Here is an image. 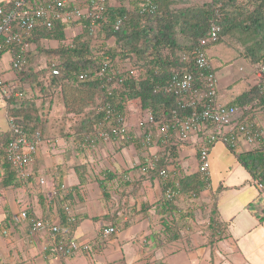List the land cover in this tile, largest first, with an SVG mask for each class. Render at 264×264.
<instances>
[{"label":"trees","instance_id":"16d2710c","mask_svg":"<svg viewBox=\"0 0 264 264\" xmlns=\"http://www.w3.org/2000/svg\"><path fill=\"white\" fill-rule=\"evenodd\" d=\"M141 2L143 1L137 2L138 7ZM154 2L158 7L155 12L143 13L139 8L134 12L126 6L105 7L103 24L98 31L106 40H115L114 46L105 50L108 52L105 53L107 57L104 58V61L114 64L115 72L108 71L103 77L99 74V59L93 54V36L86 27L83 33L76 36V42L71 46L68 45L70 38L66 36L69 32H67L68 26L61 23H57L52 29L38 27L33 36L26 40L31 48L26 49L23 43L0 46V62L7 53H10L13 57L11 71L14 73L9 80L0 77L3 80L0 90L2 87L10 90L9 97L2 98L6 102L8 116L15 119L16 125L24 134L33 138L37 132L43 136L47 133L49 127L47 114L50 111L46 112L43 108L45 103L50 101V108L61 102L67 109L66 120L71 123L65 130L68 138L75 135L78 142L83 141L86 137L90 138L98 129L106 130L113 135L118 123H112L109 119L107 106H111V109L124 117L126 103L133 99H140L142 108L150 109L156 119L162 123L160 126L170 124V133L174 134V130L179 129L177 120L189 117L194 109L189 105L185 106L184 96L165 91V85L176 73L186 72L195 75L198 73L193 61L194 51L199 47L201 40L208 36L210 27L214 23L222 27L219 38L214 43L231 50L230 55L227 56V63L244 56L249 61L248 64L254 74L264 68V0L246 2L211 0L203 3L202 7H196L191 0H154ZM252 5L254 8L249 10ZM233 9L236 10L232 11ZM119 20H122V23L116 28ZM83 23L87 25L88 20H83ZM237 32L244 35V38L240 39L245 44L241 50L223 41L226 36L235 35ZM48 40H59L61 45L58 48H50L44 44ZM14 54L26 60L22 68H13ZM183 54L189 56L188 62L182 61ZM127 59L130 60L132 67L125 72H119V67H122L121 64ZM54 63L60 71L58 75H53ZM219 63L218 59L214 63V70L222 69ZM260 83L263 84L264 79H261ZM205 89L206 87L203 88L204 91ZM38 96L44 98L43 106L42 101L36 100ZM231 96L232 101L228 103L222 102L219 96V103L237 107L251 106V113L254 115L264 110V92L261 93L254 82H249L241 94ZM261 114H256L255 117L252 115L251 119L258 121V124L264 123V115L259 118ZM78 120L81 126L79 129L75 126L77 123L73 124ZM153 132L155 135V129ZM14 137L16 135L10 129L0 134V172L3 173H0L1 189L17 188L22 182H27L16 175L7 160V147ZM121 139L128 145L132 143L126 137ZM165 141L166 138L162 137L157 143L161 147L165 146V149L154 156L159 160L155 170L145 173L150 177H157L162 169L168 171L169 165L179 157L180 144L172 140L166 146ZM235 154L238 162L246 167L252 181L258 180L264 184V137H261L259 146L248 152ZM112 175L115 178L118 173ZM204 177L201 172L184 176L171 186L173 189L171 198L167 199L165 196L161 202L160 206L165 212L161 219L162 234L167 235L170 241H176L182 236V217L180 220L175 217L176 211L179 210L177 200L186 201V197L193 201L200 199L206 189L211 191L215 200L207 215L210 222V242L214 244L224 238L222 233L228 229L229 224L222 221L217 201L220 191L226 186L221 184L222 188L214 192L211 175L209 174L207 179ZM30 178L32 179L33 176ZM140 187L141 184L137 188L135 186L134 191L136 192ZM102 189L106 195V189L104 187ZM124 193L125 190L121 200L125 198ZM70 197L71 193L64 201L56 202L55 207L61 214L62 222L72 225L68 222L69 211L64 203ZM70 208H72L71 204ZM245 209L258 223L264 224V196L248 202ZM191 214L192 212L189 215ZM111 221L118 232V227L122 226L120 220L114 215ZM78 224L77 221L72 226L76 227ZM126 226V223H123V227ZM68 233L66 230L63 235L58 234L55 241L67 246L70 243V238H66Z\"/></svg>","mask_w":264,"mask_h":264},{"label":"crops","instance_id":"0c3cea01","mask_svg":"<svg viewBox=\"0 0 264 264\" xmlns=\"http://www.w3.org/2000/svg\"><path fill=\"white\" fill-rule=\"evenodd\" d=\"M115 3L113 2L111 7L119 6ZM126 7L129 6L126 5ZM70 28L71 26L68 27L67 32ZM107 43L109 46L114 45V42ZM44 44L50 48H58L61 42L48 40ZM9 65L7 80L14 76L11 71V60ZM244 77L252 83L251 74ZM224 79L226 77H219V82ZM228 88L229 85L225 88L220 86V99L225 103L232 101V96L224 95ZM0 99L3 100V107L6 110V102L1 95ZM8 131L9 128L0 131V134ZM55 139L58 142L55 151L44 143L34 156L31 166L32 179L22 182V185L17 188H0V264H264L255 260V250L251 248L246 252L242 250L243 241L249 239L253 241L250 237L255 229L264 224L258 223L253 217L254 223H249L247 220L239 226L241 230L236 229L239 217L248 212L245 209L247 202L258 199L261 193L256 185L250 182V178L239 185L222 183L226 188L219 193L217 208L222 221L229 224L228 234L223 239L212 244L209 228L200 220L201 217H197L196 221L186 226V201L182 199L177 200L179 210L175 213L177 219L180 220L182 217V236L176 241H170L167 235L162 234L161 219L165 212L160 204L165 198V190L184 176L199 172L197 147L193 142L179 147V157L168 167L170 178L164 180L159 175L157 177L142 175L140 164L142 165L145 157L143 154H138L139 145L138 148H133L134 143L128 145V143H122V140H113L87 146L76 144L73 136L70 138L57 136ZM94 148L96 152L92 151ZM123 150L125 154L117 159V154ZM151 152L154 154L155 149ZM137 155L140 157L139 165L135 159ZM193 158H195L194 162ZM130 163L133 167L129 165ZM117 173L118 175L113 178L112 174ZM42 180L45 181L44 185ZM139 184L141 187L135 192V186L137 188ZM95 185L99 186L100 192L89 197L92 194L91 188ZM222 185L215 188L212 184L214 192L222 188ZM247 185L251 187L243 190ZM62 186L67 188L68 195L71 193V197L67 200L69 202L64 203L71 204L72 213L79 222L76 227L62 222L61 214L55 207L56 200L51 202L54 190ZM103 187L106 189V195L103 193ZM252 188L256 192L251 190ZM124 190L125 198L121 200ZM233 191L238 192L226 196L228 192ZM210 192L205 190L200 199L194 200V204H191L194 211L189 212H195L197 215L203 213L202 206L206 203L208 206L205 209L208 208L206 209L208 214L215 202ZM62 194L59 191L60 199L63 198ZM239 195H245L247 201L237 200ZM153 196L156 198L155 201ZM23 210H28L31 215L39 219L54 218L61 222L65 228L64 231L69 232L66 238L89 244L90 251L82 252L66 260V257L52 252V240L48 232L35 238L33 237L35 231L26 221L14 226L9 235H3L2 230L6 222ZM114 215L120 220L122 226L118 227L115 236L104 241L101 233L104 228L113 225L111 217ZM204 221L210 225L209 219ZM123 223L127 226L123 227ZM134 226L136 227L133 229ZM138 228H142L139 238L135 234ZM34 238L36 242L33 241ZM135 238H138V242ZM231 238L236 243L231 244L226 241ZM222 240L226 242L223 243Z\"/></svg>","mask_w":264,"mask_h":264},{"label":"built area","instance_id":"2783aa9c","mask_svg":"<svg viewBox=\"0 0 264 264\" xmlns=\"http://www.w3.org/2000/svg\"><path fill=\"white\" fill-rule=\"evenodd\" d=\"M139 9L141 12H155L157 5L154 0H141ZM109 4V0H0V46L1 45H20L31 48L28 40L34 34L38 27L52 29L57 23L67 25L68 27L79 26L83 20H88V24L84 25L92 36H95L98 29L102 26L104 19L103 13L105 7ZM122 23V20L117 22L116 28ZM79 29V27H77ZM222 31V27L217 23L212 24L208 36L201 40L200 45L194 51V63L197 68V74L186 72L176 73L171 80L165 85V91L169 93L180 94L185 101V106L189 105L193 113L183 120H177L179 129L176 128V139L186 141L194 138L198 144H201L200 152V169L199 171L204 178L209 176V152L210 148L215 144L221 143L231 149H250L255 145H259L261 137H264V123L258 124V121L251 119V106L237 107L224 105L219 103L220 89L219 80L215 70L212 67L211 60L207 52V46L218 40ZM97 42H93L92 49H95ZM108 49V47L106 48ZM94 51V50H93ZM23 52V51H22ZM182 61L188 62L189 56L182 55ZM100 62V76H104L108 71H113L114 64H110L103 59ZM26 64L24 58H18L14 54L13 68L19 69ZM242 69V68H241ZM127 69L119 67V72H125ZM243 70V69H242ZM53 75L60 73L59 69L53 64ZM133 73V72H132ZM255 78V84L258 85L261 93L264 92V83L261 84V79H264V68L258 71ZM3 80L0 79V85ZM260 83V84H259ZM206 87L205 91L203 88ZM1 94L9 97L10 90L2 87ZM107 115L111 122L118 123L114 128L113 135L103 129H98L90 139L93 143L98 140L111 141L118 140L123 137H129V130L125 119L120 113L116 112L111 106H107ZM10 128L16 135L7 147V160L11 169L22 179H27L31 175L32 163L34 155L37 154L41 145L46 142L53 150L55 149L52 139L44 140L43 135L37 132L33 138H29L23 133L20 127L15 123V119L10 117ZM150 127L155 126L159 133L164 137H173L170 133V124L160 126L154 114L148 110L147 119L145 121ZM180 123V124H179ZM89 139V138H88ZM153 139V133L149 132L146 136V143L150 144ZM155 162H150L146 167L152 169L155 167ZM161 175L168 177L165 170L161 171ZM42 183H45L42 180ZM257 187L264 191V185L257 182ZM63 192L67 191L63 188ZM54 195H58L55 191ZM173 194L172 187L167 188L166 198H171ZM70 211V210H68ZM22 220L30 221L34 230H44L52 239V252L60 254L64 257L75 256L79 252H88L91 247L87 243H82L78 240H70L67 246L62 243H57L56 237L63 233V227L59 221L52 219H37L30 217L27 211H22L18 216L13 218V225H18ZM69 222L75 223L74 214L69 212ZM3 233L8 235L10 228L4 229ZM117 230L114 226L106 227L102 233V240L106 241L114 236Z\"/></svg>","mask_w":264,"mask_h":264},{"label":"rangeland","instance_id":"374dc122","mask_svg":"<svg viewBox=\"0 0 264 264\" xmlns=\"http://www.w3.org/2000/svg\"><path fill=\"white\" fill-rule=\"evenodd\" d=\"M80 2L84 1V0H79ZM139 0H109V5H111L113 2H116L115 4L119 5V6H126L128 5L129 8L134 11L137 12L138 10V2ZM192 3H194V5H196V7H202L203 3L205 2H211V0H191ZM247 0H238V2H246ZM254 6H250L249 10L253 9ZM236 9H233L232 11H235ZM85 23H80L79 29L75 26H72L68 32V36H69V46L75 44V39L76 36H78L79 34L83 33L84 30H86L84 28ZM101 30V28H100ZM99 31L97 32V34L95 36H93V42H97V45L95 47L94 52V56H96L97 59L101 60L105 57H107L105 55V53H107L108 51H105L106 48H110L113 47L109 46V44L107 43L108 40L105 39L104 35H102V33L99 35ZM244 35H241V33L237 32L235 35H228L226 36L223 41L225 44L227 45H233L234 48H238L237 50H241L243 47L244 42L240 39H243ZM112 42H115L114 39L110 40L109 43L112 44ZM93 45V44H92ZM211 45V46H210ZM232 47V49H234ZM33 48H35V45H33ZM225 48L222 45H218V43H210L207 46V52L209 55V58L211 60L212 66L214 68V63L218 61V59L220 60V68H223L221 70L216 71L218 80L219 77H226V79H224L223 81L219 82L220 86L222 85L223 88H225L227 85H229V88L227 89L226 96H231V95H239L241 94L244 89L246 88V86L249 84V79H246L244 77V75L247 74H252V67H250V65L248 64L249 61L244 57L241 56L238 59L234 60L233 62H228L227 63V56L230 55L231 50ZM237 53V52H236ZM239 53V51H238ZM235 55V53H233ZM236 57V56H235ZM109 59V58H108ZM213 59V61H212ZM11 60V54L7 53L3 60L0 63V77L3 78H7L9 77L8 75V70H9V63ZM122 61V60H121ZM120 61V62H121ZM227 63V64H226ZM120 66V64H117ZM122 67H124V69H129L132 67V65L130 64V60H125ZM227 66V67H226ZM216 67V66H215ZM243 70H242V69ZM240 71V72H239ZM246 72V73H245ZM29 89V88H28ZM30 90V89H29ZM35 92V91H34ZM168 92V91H167ZM169 93V92H168ZM221 93V92H220ZM36 94V93H35ZM36 97V96H35ZM40 100L41 105L43 106V99L41 97H37L36 100ZM46 105H44L45 107L43 108V110L45 109L46 112H49L47 114L48 117V121H49V127H48V131L47 133H44V137L48 138H53L54 139L57 136H61V137H66L68 135V133H65L69 126L71 125L70 122H67L68 120H66V113H67V109L64 107L63 103H58L56 105H54L53 108H50V101H47L45 103ZM55 104V102H54ZM50 108V109H49ZM127 123H128V128H130L131 130H136L135 132L131 133L132 136L133 134H135L137 136L138 139H133L134 140V146L133 148L136 149L138 148V145L140 146V149L138 148V154H143V157L148 158L149 160H151V158L153 157L151 150H146L144 149V146L142 145L143 142H145V140H143L141 142L140 135L142 130L140 129L141 125H142V118L145 119L144 116V112L141 113V103L138 100H132L131 102L128 103L127 105ZM143 114V117H142ZM77 123L76 128H80V121H75L73 122V124ZM64 125H66V127H64ZM9 128V120L7 117V113L6 110L3 107V100L0 99V131L2 130H7ZM64 128V129H63ZM142 128V127H141ZM56 132V133H53ZM75 136V135H74ZM128 139V138H127ZM78 140V139H77ZM130 141V139H128ZM122 143H124V141H121ZM78 143V141L76 142V144ZM99 143V142H97ZM95 144V143H93ZM150 149H155V151L157 152L158 150H160V148H157L156 145L154 144V146L150 147ZM92 151L96 152V149L94 148ZM88 152V149H87ZM148 152V153H146ZM125 154V150H123L122 152H119L117 154V159H119L122 155ZM156 154V153H155ZM136 163L139 165L140 164V157L137 155L136 156ZM195 158H193V162H194ZM209 162H210V175H211V186L213 184V186L216 188L218 185L220 184H224V185H239V183H242L243 181H245V179L250 178V182H252V178L249 174V172L247 171L246 167L244 165H242L240 162H238L236 154L231 151L230 149H228L224 144L218 143L215 144L213 146V148L211 149L210 152V158H209ZM144 163V162H143ZM130 166L133 167V165L130 163ZM141 165V164H140ZM99 167V165H98ZM143 171H145L143 169ZM98 172H100V170H98ZM97 172V173H98ZM180 181V180H179ZM250 185H247L246 187H244L243 190H245V188H250ZM92 194L89 197H93L96 195V193L100 192L99 186L95 185L92 186ZM210 189V188H209ZM230 189V188H229ZM208 191V189H206ZM242 190V191H243ZM251 190H253L254 192L255 189L252 188ZM210 191V190H209ZM258 191V190H257ZM238 191H233L232 193L228 192L226 196H228V194H237ZM245 192V191H244ZM211 193V192H210ZM206 194V193H205ZM220 197V196H219ZM233 197V196H232ZM229 198V197H226ZM93 200H96L95 198H92ZM153 201L156 200L155 196H153ZM237 200L240 201H247L246 200V196L245 195H239ZM53 202V200H52ZM195 201H192L191 198H187L186 197V226H189L191 224L192 221H196L197 217H201L200 220H202L204 222V224L206 225V227L209 225H207L208 223L206 221H204L205 219L208 218V214L206 213V206H208L206 203L203 204V213H198V215L193 212L191 215L190 214V210L194 211L193 208H191V204H194ZM207 203H210L209 201H207ZM248 203V202H247ZM211 209V207L209 208V210ZM185 218V217H184ZM189 218V219H187ZM191 218V219H190ZM248 218V219H247ZM247 220L252 223H254V219L253 216L251 214H249L248 212H245L242 214L241 217H239V219L237 220V230H241L239 226H241L242 222H247ZM11 225V224H10ZM136 226L133 227V229ZM13 226L11 227L12 230ZM142 230V228H138L135 231L136 237L139 238L140 236V231ZM187 230V228H186ZM35 232H33V237L35 238H39L40 235H43V233L45 234L46 231L44 230H34ZM234 231V229H233ZM208 232L210 233V228L208 229ZM228 234L227 229H225V231L222 233V237H225ZM34 238V239H35ZM138 238H135L136 241L138 242ZM253 238V241H251V239H249L248 241H243L244 243H242V250L244 252H246L248 249L251 248V250H255V260L256 261H260L264 263V226L262 227H258L255 229L254 234L250 237ZM34 242H36L37 240H33ZM223 243L227 242H231V244L236 243L232 238L229 240H222ZM80 253H77L75 256L72 257H66V260L74 258L76 256H78Z\"/></svg>","mask_w":264,"mask_h":264},{"label":"clouds","instance_id":"9594fccd","mask_svg":"<svg viewBox=\"0 0 264 264\" xmlns=\"http://www.w3.org/2000/svg\"><path fill=\"white\" fill-rule=\"evenodd\" d=\"M107 6H111V5H109V4H107ZM13 57L11 56V59H12ZM216 72V71H215ZM251 72H253V70L251 71ZM246 73V72H245ZM256 74H254V73H252L251 74V77H253V79H252V83L254 82L255 83V78L256 77H254ZM247 77H249V76H247ZM167 85V84H166ZM219 89H220V86H219ZM220 92H221V90H220ZM0 95H2L1 94V92H0ZM220 96H221V93H220ZM2 97H5V96H2ZM134 100H136V99H133V101ZM130 101H132V100H130ZM129 101V102H130ZM139 102H140V100H138ZM129 102H127L126 103V108H125V116H124V119H125V122H126V125H127V127H128V123H127V105H128V103ZM226 105H229V104H226ZM148 110H150V109H148ZM148 110H144L143 108H142V105H141V113L142 112H144V116H145V119H143L142 118V120H143V122H142V125H141V127H140V129L142 130V132H141V135H140V140H141V142L143 141V140H145V142H143L142 143V145L144 146V149H146V150H152V149H150V147H152V146H154V144L156 145V147L157 148H160V150H158L157 152L155 151L154 152V154H153V152H152V154L151 155H153V157L151 158V160H149L148 158H145V160H144V163H145V165H143L144 163H142V166L140 167L141 168V170H142V175H144V176H148V175H146L145 173H147L148 174V172L150 171V170H155L156 169V163L158 162H156L155 163V167L154 168H152V169H147L146 170V167L149 165V163L150 162H155V160H156V158L157 157H154L155 155L157 156V153L159 154L160 152H162V151H164V149H165V146L164 147H161L159 144H157L159 141H161V139H162V137H164V136H162L160 133H159V131H158V129L155 127V126H152V127H150L149 125H147L146 123H145V121H146V119H147V111ZM151 111V110H150ZM153 113V112H152ZM154 114V113H153ZM155 116V115H154ZM142 117H143V114H142ZM10 119V117L8 116V120ZM158 121V120H157ZM159 122V121H158ZM160 124H162L161 122H159V125ZM9 129L11 130V128H10V122H9ZM155 129V131H156V133H155V135H154V132H153V130ZM128 130H129V132H130V134H129V137H128V139H130V141L133 143L134 142V140L133 139H138L137 138V136L136 135H134L133 134V136H132V130L130 129V128H128ZM149 132H152L153 133V139H152V142L150 143V144H147L146 143V136H147V134L149 133ZM173 135V137H165L166 138V141H165V143H166V146H168L169 145V143L172 141V140H175L177 143H179L180 144V147H181V145H185V144H187V143H190V142H193L194 143V145H196V147H197V154H199L200 152H201V144H198L197 142H195L196 140L194 139V138H191V139H189V140H186V141H180V140H178V139H176L177 137L175 136V134H172ZM43 138H44V140H46L47 138L46 137H44L43 136ZM89 137H86V138H84V140L83 141H79L78 143H80V144H83V145H87V146H91V145H97V144H99L100 142H102V141H104V140H98L97 142H99V143H95V144H93V142L91 141V139L89 138ZM127 138V137H126ZM155 138V139H154ZM48 139H52L53 140V142H54V146H55V149L53 150L49 145V148H51V150L52 151H55L56 150V147H57V145H58V142H57V140L56 139H54V138H48ZM73 139L77 142V137L76 136H74L73 137ZM120 140H122V139H120ZM111 141H113V140H111ZM115 141V140H114ZM83 142V143H82ZM104 142H106V141H104ZM44 143H46V142H44ZM43 143V144H44ZM77 143V144H78ZM42 146V145H41ZM226 146V145H225ZM256 146V145H255ZM254 146V147H255ZM257 146H259V145H257ZM227 147V146H226ZM254 147H252V148H250V149H244V148H242V149H231V148H229V147H227L228 149H230L231 151H233L234 153H244V152H248V151H250V150H252ZM41 148V147H40ZM213 148V146L210 148V152H211V149ZM180 150V149H179ZM210 152H209V158H210ZM156 153V154H155ZM36 155V154H35ZM34 155V156H35ZM153 158H154V160H153ZM198 158V165H199V169H200V156H198L197 157ZM159 160V159H158ZM34 161V160H33ZM210 163V162H209ZM143 169L145 170V171H143ZM210 169V168H209ZM162 170H164V169H162ZM162 170H160L159 171V173H158V175H159V177L160 178H162V179H164V180H168V178H170V173H169V170L168 171H166L167 173H168V177H164V176H162L161 175V171ZM200 172V171H199ZM210 174V173H209ZM17 175V174H16ZM18 176V175H17ZM31 177H32V169H31V175H30ZM30 176L27 178V179H22V178H20L19 176V178L20 179H22V180H24V181H27L29 178H30ZM211 178V177H210ZM45 182V181H44ZM257 182H259L258 180L257 181H254L253 183H254V185H256L257 184ZM260 183H262V182H260ZM45 183H43V185H44ZM263 184V183H262ZM264 185V184H263ZM168 187H171V186H168ZM167 187V188H168ZM256 187H257V185H256ZM63 188L67 191V193L65 194L63 191ZM258 188V187H257ZM259 189V188H258ZM57 192V193H59V191L61 192V194H62V192H63V194H62V196H63V198L62 199H60L59 198V195H53V199L52 200H56V202H58L59 200H65L66 198V196H68V190H67V188L65 187V186H62L61 188H56L55 190H54V192ZM259 191L261 192L260 193V196L259 197H261V196H264V191H261L260 189H259ZM52 200H51V202H52ZM50 202V203H51ZM66 205H67V211L68 210H70L69 212H71L72 213V208H70V204L69 203H67L66 202ZM23 211H27L28 212V215L30 216V217H34V218H37L36 216H33V215H31L30 213H29V211L28 210H23ZM22 212V211H21ZM20 212V213H21ZM19 213V214H20ZM18 214V215H19ZM73 214V213H72ZM18 215H15V216H18ZM15 216H13L8 222H6V224L4 225V227H3V230H2V232L4 231V229L5 228H7V227H9L10 228V233H11V227L13 226H18L21 222H23V221H26V222H29L30 224H31V222L30 221H27V220H22L18 225H13V218L15 217ZM76 218V217H75ZM37 219H39V218H37ZM43 219H48V218H43ZM52 220H54V218H52ZM68 221H69V216H68ZM78 220H76V222H77ZM75 222V223H76ZM61 223V222H60ZM70 223V222H69ZM75 223H72V225H74ZM11 224V225H10ZM71 224V223H70ZM61 225H62V223H61ZM31 227H32V229H33V231H34V228H33V225L31 224ZM62 227H63V225H62ZM108 227V226H107ZM105 229V228H104ZM103 229V230H104ZM47 232V231H46ZM9 233V234H10ZM8 234V235H9ZM64 234V228H63V233L61 234V235H63ZM117 234V233H116ZM115 234V235H116ZM3 235H5L4 233H3ZM114 235V236H115ZM111 238V237H110ZM52 240V239H51ZM70 240H72V239H70ZM51 250H52V247H51ZM89 252V251H88Z\"/></svg>","mask_w":264,"mask_h":264}]
</instances>
